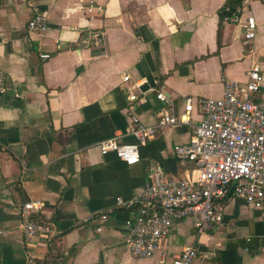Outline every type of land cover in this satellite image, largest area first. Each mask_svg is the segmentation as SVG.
I'll list each match as a JSON object with an SVG mask.
<instances>
[{
    "label": "crops",
    "instance_id": "1",
    "mask_svg": "<svg viewBox=\"0 0 264 264\" xmlns=\"http://www.w3.org/2000/svg\"><path fill=\"white\" fill-rule=\"evenodd\" d=\"M227 1L0 0V69L11 87L0 94V264H172L190 245L199 251L192 264H264V206L237 196L223 225L198 234L193 217L177 220L161 249L144 258L126 245L128 208L100 218L144 188L151 163L178 179L193 173L195 163L173 147L190 139L202 120L199 99L221 97L224 79L245 81L259 63L264 95V0L250 5L258 23L251 41L243 36L248 12L237 23L221 20ZM36 11L48 18L43 34L27 30ZM96 30L102 45L90 37ZM125 74L159 79L179 113L188 98L194 105L191 124L159 129L131 165L97 144L136 142L129 112L155 124L162 103L154 91L130 101ZM28 200L43 202L35 217L54 222V238L43 231L25 238L19 207Z\"/></svg>",
    "mask_w": 264,
    "mask_h": 264
},
{
    "label": "built area",
    "instance_id": "2",
    "mask_svg": "<svg viewBox=\"0 0 264 264\" xmlns=\"http://www.w3.org/2000/svg\"><path fill=\"white\" fill-rule=\"evenodd\" d=\"M251 2L228 0L221 7V20L225 23H237L242 14L248 12L243 31L248 41L255 38L258 27L249 10ZM92 7L91 4L89 10ZM47 28V15L41 11H36L27 23L29 32L43 34ZM90 37L95 45L105 42V35L100 30L91 32ZM84 42L90 44L92 40L85 38ZM41 56L48 58L49 54ZM246 74L245 81L224 79L221 97L200 98L202 120L193 125V133L187 142L174 145L178 158L195 163L192 174L174 178L167 175L158 162L151 163L144 188L130 199L118 198L115 206L100 215L106 220L117 206L129 209L125 241L133 256L150 257L160 250L177 220L193 217L198 234L220 227L224 223L226 203L233 196L257 207L264 206V95L259 96L263 80L261 65L254 63ZM6 79L0 69V94L11 89ZM123 79L132 81L128 95L130 101L137 100L139 94L154 91L162 103L155 124H147L129 112L132 121L129 132L136 142L121 143L117 137L98 142L103 154L114 152L131 165L139 162L140 147L146 145L159 129L174 124H191L194 105L188 98L184 110L179 113L159 79L133 80L129 74ZM15 95L20 96V93L15 90ZM19 161L24 176L28 166L24 158ZM42 207L40 200H28L19 207L20 227L26 239L39 231L46 232L50 238L58 234L54 222L40 223L36 219L35 214ZM101 229L98 227L99 231ZM3 232L0 228V236ZM198 256L195 245L186 246L173 255L172 264H192Z\"/></svg>",
    "mask_w": 264,
    "mask_h": 264
}]
</instances>
